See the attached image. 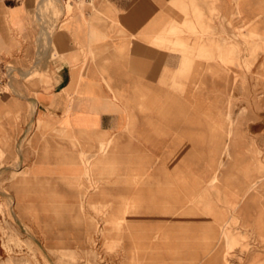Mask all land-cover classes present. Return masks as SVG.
<instances>
[{
	"label": "rangeland",
	"instance_id": "374dc122",
	"mask_svg": "<svg viewBox=\"0 0 264 264\" xmlns=\"http://www.w3.org/2000/svg\"><path fill=\"white\" fill-rule=\"evenodd\" d=\"M86 3L96 9L29 4L40 61L5 87L11 108L26 107L0 118L11 133L0 145V264H264V10L236 24L230 44L188 43L212 34L197 29L196 6V21L151 34L179 53L176 68L136 84L127 127L92 144L38 125L26 101L48 82L50 35L63 23L78 31ZM49 143H65L56 167L69 176H32Z\"/></svg>",
	"mask_w": 264,
	"mask_h": 264
},
{
	"label": "crops",
	"instance_id": "0c3cea01",
	"mask_svg": "<svg viewBox=\"0 0 264 264\" xmlns=\"http://www.w3.org/2000/svg\"><path fill=\"white\" fill-rule=\"evenodd\" d=\"M30 2L0 0V55L18 67L32 58L33 63L40 61L38 36L32 38ZM93 2L96 9L87 3L83 6L86 22L78 31H71L63 23L50 35L44 50V59L48 63L44 80L48 82L40 84L26 99L36 104L31 111L38 125L73 132L78 140L85 138L92 144H96L97 137L113 138L127 127L131 106L128 104H131L136 84L155 85L168 79L171 70L176 68L179 53L154 45L150 41L151 34L170 21L181 24L187 16L196 21L193 10L196 6L205 28L197 25V29L212 34L197 41L192 35L188 43L230 44L236 24L240 25L243 18L257 16L264 10V0ZM184 4L186 11L182 7ZM231 18H235L233 25ZM172 57H177L173 66L169 61ZM103 76L110 82L112 90L105 84ZM10 97L8 91L0 93V118L6 112H20L24 117L26 104L20 103V109L15 110L16 107L11 108ZM9 134L0 126V145L9 141ZM46 146L32 169V176H69L72 168L56 167L63 162V156L70 153L65 143Z\"/></svg>",
	"mask_w": 264,
	"mask_h": 264
},
{
	"label": "built area",
	"instance_id": "2783aa9c",
	"mask_svg": "<svg viewBox=\"0 0 264 264\" xmlns=\"http://www.w3.org/2000/svg\"><path fill=\"white\" fill-rule=\"evenodd\" d=\"M62 1H79V0H62ZM92 1V0H84ZM16 74H21V69L6 57L0 55V93L5 91V87H8L12 81L17 78Z\"/></svg>",
	"mask_w": 264,
	"mask_h": 264
},
{
	"label": "bare ground",
	"instance_id": "6f19581e",
	"mask_svg": "<svg viewBox=\"0 0 264 264\" xmlns=\"http://www.w3.org/2000/svg\"><path fill=\"white\" fill-rule=\"evenodd\" d=\"M93 1V0H92ZM70 2V1H69ZM84 2H87V1H84V0H79V1H75V2H70V3H84ZM7 90L5 89L4 92H6Z\"/></svg>",
	"mask_w": 264,
	"mask_h": 264
}]
</instances>
